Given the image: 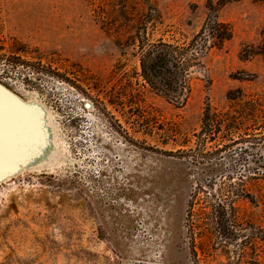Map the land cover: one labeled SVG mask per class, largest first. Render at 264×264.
<instances>
[{"label":"rangeland","instance_id":"rangeland-1","mask_svg":"<svg viewBox=\"0 0 264 264\" xmlns=\"http://www.w3.org/2000/svg\"><path fill=\"white\" fill-rule=\"evenodd\" d=\"M212 20L232 37L181 99L151 88L149 49ZM263 31L264 0H0V84L46 107L72 161L0 184V264H264Z\"/></svg>","mask_w":264,"mask_h":264},{"label":"bare ground","instance_id":"bare-ground-1","mask_svg":"<svg viewBox=\"0 0 264 264\" xmlns=\"http://www.w3.org/2000/svg\"><path fill=\"white\" fill-rule=\"evenodd\" d=\"M10 96L0 90V180L27 169L71 164L46 107L35 99L25 102Z\"/></svg>","mask_w":264,"mask_h":264},{"label":"trees","instance_id":"trees-1","mask_svg":"<svg viewBox=\"0 0 264 264\" xmlns=\"http://www.w3.org/2000/svg\"><path fill=\"white\" fill-rule=\"evenodd\" d=\"M231 37L232 32L225 24L212 20L201 29L187 46H174L166 43L152 46L143 60L142 75L151 88L169 99L179 101L187 88L189 64L205 49L207 44L219 47ZM262 38L260 55L264 56V31ZM199 42H202L203 46ZM227 118L235 119L234 116ZM217 121L215 116L210 115L208 108L202 123L206 128H210ZM211 214L214 219L215 230L220 236L224 237L227 233L232 232V226L227 217V209L222 202L212 206Z\"/></svg>","mask_w":264,"mask_h":264},{"label":"water","instance_id":"water-1","mask_svg":"<svg viewBox=\"0 0 264 264\" xmlns=\"http://www.w3.org/2000/svg\"><path fill=\"white\" fill-rule=\"evenodd\" d=\"M0 90H2L3 92L7 93L9 96L11 95L10 97L13 98V99H20V98H18L15 94H12L11 91H8V89H7L5 86L1 85V84H0ZM86 106H87V108H89L88 105H86ZM24 171H26V170H23V171H21V172L15 174V175H12V176H10L9 178H5V179H3V180H0V184H3V183H5V182L9 181L10 179H12V178H14L15 176H17V175L23 173ZM29 171H30V170H29Z\"/></svg>","mask_w":264,"mask_h":264},{"label":"flooded vegetation","instance_id":"flooded-vegetation-1","mask_svg":"<svg viewBox=\"0 0 264 264\" xmlns=\"http://www.w3.org/2000/svg\"><path fill=\"white\" fill-rule=\"evenodd\" d=\"M30 101V100H29ZM25 102H27V101H25ZM86 105H90L89 103H86L85 105H84V108L85 109H87V106ZM91 106V105H90Z\"/></svg>","mask_w":264,"mask_h":264}]
</instances>
